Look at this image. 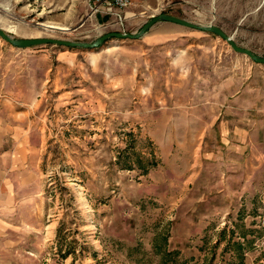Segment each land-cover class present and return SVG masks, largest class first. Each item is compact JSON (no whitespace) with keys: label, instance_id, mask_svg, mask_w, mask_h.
Wrapping results in <instances>:
<instances>
[{"label":"rangeland","instance_id":"374dc122","mask_svg":"<svg viewBox=\"0 0 264 264\" xmlns=\"http://www.w3.org/2000/svg\"><path fill=\"white\" fill-rule=\"evenodd\" d=\"M159 14L264 57V0H0V29ZM1 166L0 264H264V64L168 22L0 38Z\"/></svg>","mask_w":264,"mask_h":264},{"label":"water","instance_id":"95a60500","mask_svg":"<svg viewBox=\"0 0 264 264\" xmlns=\"http://www.w3.org/2000/svg\"><path fill=\"white\" fill-rule=\"evenodd\" d=\"M161 22H168L173 23L185 28L197 30L200 32H207L212 33L223 40L226 41L228 45L237 53L243 54L247 57H249L253 62L257 64H264V57L257 55L253 51L240 47L232 37H230L224 30H222L220 27L213 26V25H202L198 23H194L192 21L169 15V14H159L157 16H153L138 33L134 34H127V33H118V32H111L108 33L97 40H95L92 43L88 42H73V41H65V40H58V39H16L12 36L8 35L3 29H0V38H2L7 43L11 44L14 47L20 48V49H26L31 48L39 45H46V44H52V45H58L63 46L67 48L72 49H87L92 50L101 47L104 43L111 39H120V40H137L142 38L153 26H155L158 23Z\"/></svg>","mask_w":264,"mask_h":264},{"label":"crops","instance_id":"0c3cea01","mask_svg":"<svg viewBox=\"0 0 264 264\" xmlns=\"http://www.w3.org/2000/svg\"><path fill=\"white\" fill-rule=\"evenodd\" d=\"M10 155L13 156V155H15V154H14V153L11 154V153L9 152V153H8V157H10ZM15 156H16V155H15ZM20 157L22 158V160H23L22 162H23V164H24V163L26 162V159H24V156H23V155H21ZM1 169H2V170H0V173L2 174V178H1L0 181H6V179H7V173H8V169H5V168L2 167V166H1ZM10 172H11V170H10ZM9 178H10V176H9ZM9 178H8V179H9ZM4 185H5V186H8L7 183H5ZM4 185H1V183H0V193H2V190H3V188H4Z\"/></svg>","mask_w":264,"mask_h":264}]
</instances>
